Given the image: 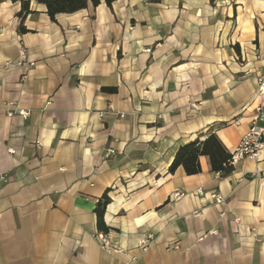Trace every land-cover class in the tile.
Returning <instances> with one entry per match:
<instances>
[{
	"label": "crops",
	"instance_id": "0c3cea01",
	"mask_svg": "<svg viewBox=\"0 0 264 264\" xmlns=\"http://www.w3.org/2000/svg\"><path fill=\"white\" fill-rule=\"evenodd\" d=\"M29 1L21 34V2L0 0V106L29 114L0 112V264H264V149L227 177L207 156L200 174L169 173L210 127L230 153L250 129L264 0H116L56 21ZM233 17L239 52L214 50ZM107 190L105 233L121 253L97 238Z\"/></svg>",
	"mask_w": 264,
	"mask_h": 264
},
{
	"label": "trees",
	"instance_id": "16d2710c",
	"mask_svg": "<svg viewBox=\"0 0 264 264\" xmlns=\"http://www.w3.org/2000/svg\"><path fill=\"white\" fill-rule=\"evenodd\" d=\"M21 2V10L17 14L19 23V32L26 34L29 31L25 26L26 19L29 15L36 13L32 10L29 0H13ZM116 0H37L39 4L46 6L47 14L52 21H56L61 14H73L86 9L89 4L98 7L102 2L112 7ZM163 0H146L149 4H160ZM239 52V45H236ZM105 92L115 93L117 88H103ZM205 137V138H204ZM204 138V139H203ZM207 156L210 158L212 171L218 173L222 177H227L234 172V166L229 164L231 153L224 146L212 127L206 133H201L196 139L181 145L169 167V173L174 174L179 168H183L188 176L200 174L202 167L200 158ZM110 190H107L98 200L95 208L97 217V227L99 231L109 232V228L105 222V213L108 205L112 202L109 197Z\"/></svg>",
	"mask_w": 264,
	"mask_h": 264
},
{
	"label": "built area",
	"instance_id": "2783aa9c",
	"mask_svg": "<svg viewBox=\"0 0 264 264\" xmlns=\"http://www.w3.org/2000/svg\"><path fill=\"white\" fill-rule=\"evenodd\" d=\"M21 64V63H19ZM255 102H256V114L253 117L252 124L248 132L242 138L240 144L233 150L231 153V159L229 164L235 166L238 162L245 158H250L253 160L259 159L262 150L264 149V73L259 77L257 90L255 93ZM5 110L6 114L10 117L14 115H19L26 118L29 114L25 110H20L13 102H8L4 107L0 106V112ZM262 123V124H261ZM199 195H204L203 191L199 192ZM184 195L182 193H175L173 196L174 200H179ZM209 197L212 202L216 204H222L224 198L219 193H211ZM199 212H195L194 215L197 216ZM237 222L240 221V218H236ZM216 231L211 230L203 234L199 240L202 241L209 235H215ZM97 238L100 241L101 247L103 250L110 254L121 253L123 248L121 246L115 245L111 242L110 238L105 232H98ZM152 236L142 240L139 244V247L142 251L146 252L151 245ZM180 247L177 243L171 244L168 247V250H179Z\"/></svg>",
	"mask_w": 264,
	"mask_h": 264
},
{
	"label": "rangeland",
	"instance_id": "374dc122",
	"mask_svg": "<svg viewBox=\"0 0 264 264\" xmlns=\"http://www.w3.org/2000/svg\"><path fill=\"white\" fill-rule=\"evenodd\" d=\"M211 5L213 6V7H215L216 6V2H215V0H212L211 1ZM225 7V6H224ZM223 7V8H224ZM230 15H231V10L232 9H234L235 10V12L237 11V9H238V6L234 3V2H231L230 3ZM236 14V13H235ZM236 16V15H235ZM228 20H230V26H231V32H230V36H232V39H231V41H229V42H231L229 45H228V41H227V43H225V42H223V41H220L218 44H216V45H214V50L215 49H217L218 47H220V45H223V46H226V48L228 47V49L230 48H233L234 49V51L235 52H237V49H236V45H238L237 43H234L235 41H234V36L233 35H236V33H237V25H236V23L233 21L234 20V17L233 18H230V19H228ZM222 21H223V18H222ZM233 21V22H232ZM235 33V34H234ZM239 49H240V46H239Z\"/></svg>",
	"mask_w": 264,
	"mask_h": 264
}]
</instances>
